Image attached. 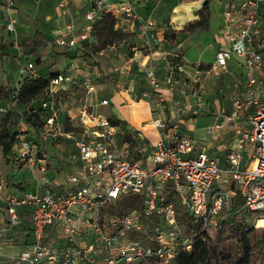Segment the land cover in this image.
<instances>
[{
  "label": "built area",
  "instance_id": "1",
  "mask_svg": "<svg viewBox=\"0 0 264 264\" xmlns=\"http://www.w3.org/2000/svg\"><path fill=\"white\" fill-rule=\"evenodd\" d=\"M68 1L60 3L63 13L51 38L59 48L81 49L92 43L95 23L110 12L116 18V28L135 24L142 48L148 54L153 52L157 24L129 0H94L83 14L86 23L81 27L76 23L81 14L74 12ZM224 1L219 46L205 73L210 77L227 72L233 61L245 78L241 92L234 94L231 115L215 124L214 135L219 136L227 125L232 130L234 143L224 152H209L188 133L169 136L166 120L154 118L152 124L160 139L143 142L134 156L130 142L123 139L122 126L112 122L111 113L99 110L110 100L103 97L96 103L86 97L76 106L77 113L70 115L81 127L71 170L62 178L59 174L46 177L49 160L44 146L58 135H69L62 131L65 121L59 119L56 98L75 82L74 61L70 74L52 76L47 96L34 99L27 112L19 110L8 158L10 163L32 169L38 186L19 189L0 171V243H11L12 233L26 221L33 239L17 254L22 264H140L151 258L157 264H171L178 252L192 251L196 232L217 228L225 215L246 212L251 216L247 225L259 227L255 216H264V104L259 101L264 80V0ZM8 10L5 29L11 33L15 8ZM185 68L178 64L162 79L158 66L150 63L138 95L151 109L163 106L166 95L162 84L173 91L177 73H185ZM25 72L24 78H37L38 64L28 61ZM98 73V69L93 72ZM19 87L8 102L18 105ZM196 104L203 107L197 99L188 102L184 110L190 112ZM3 112L7 110L1 105ZM242 112L248 113L246 129L238 121ZM128 201L140 207L123 208ZM185 218L190 219L191 230ZM142 232L146 238L137 237Z\"/></svg>",
  "mask_w": 264,
  "mask_h": 264
},
{
  "label": "rangeland",
  "instance_id": "2",
  "mask_svg": "<svg viewBox=\"0 0 264 264\" xmlns=\"http://www.w3.org/2000/svg\"><path fill=\"white\" fill-rule=\"evenodd\" d=\"M61 1L65 2L67 0H0V24H6L7 19L10 17L8 10L10 7L15 8V13L12 17L16 20L15 29L11 33L0 27V39L1 31H4L7 34L6 44L9 47V51L17 50L19 53L18 57L12 55L4 57L2 56L0 48V85L8 87L9 78L13 82V87L20 85L26 75L25 65L31 60H34L38 64L39 72H62L64 74H70L72 72L70 69L71 59L57 57L58 62L56 63L53 60L56 56L55 53L63 51V48L60 49L55 46L50 39L39 31L41 27L45 26L44 22L50 20L48 15H51L54 8H58ZM135 1L140 2L142 0H132L131 2L134 3ZM151 1V6L147 10V14L152 15V18L158 23L156 26L157 40L155 41V46L160 45V43L166 39V41L170 43L168 46L170 47L168 48L170 51L169 54H167L174 66L178 64H187L201 70L200 77H197L196 80L193 79L191 83H189L191 80H188L186 84V96L183 97L182 94L175 91L176 89H173V91L170 92L172 93V95L170 94L171 97L169 99L166 98L163 105L171 101L174 104V109L179 113L183 112L185 105L194 100L195 97L200 99L205 103V106L199 107L196 104L189 112L190 114H188V117L191 118L189 130L191 131L192 137L200 143L199 139L201 135L213 134V150H215V146L220 143L226 146H232L234 139L229 125L221 129L219 136L214 135V128L217 121L221 118V113H219L220 108L221 112L226 116H230L234 110L233 99H231L234 82L228 81L225 83L222 76L225 74L231 77L241 76L240 68L231 63L226 73L221 72L219 75L210 77L205 73L208 68L207 63L214 62L215 60L216 48L218 47L215 33L220 27L221 20H224V0ZM179 1L187 3V6L184 7L186 9H175ZM208 1V27L199 24L184 28L185 25L190 22L189 20H197V18L203 19V17L206 16L207 10L204 4ZM68 2L72 7L73 4H78V0H69ZM188 7L191 8L187 9ZM86 8V6H81L80 10L84 11ZM185 12L186 14H184ZM188 14L190 17L187 16ZM185 16L187 17L183 19ZM222 27L223 24L219 30H221ZM127 30L128 27H126L125 23L119 28H116L114 22L108 18L105 23L97 26L95 38H93L92 43H86L79 49V55L75 58L77 60L74 62L75 67L73 69L75 82L72 83V88L69 90L59 91V96L56 98V109L59 119L60 121H65L64 126H62V131L68 132L69 135H58L54 142L44 146V155L49 160L46 177L52 176V170L60 172V176H63L65 170L63 164L69 165L75 161L78 154L76 138L81 127L72 120L70 115L74 116L77 113L76 106H78L81 101L85 100L86 97L88 99L90 98V101L96 103L103 97L108 98L111 103L105 108L106 113L112 112L115 115L124 116L131 122H137L138 125H141L142 122L145 121L142 114L144 116L147 114V108L149 109V106H147L148 104L146 106L144 105V100H138V102L136 101L137 103L130 101L129 113L126 108L120 107L119 99L116 100V102H113L111 99L115 91L125 87L128 82L125 77L121 80L118 78L120 68L124 69L125 64V59L120 57L119 53L120 51H128V44L134 42V40L128 36ZM173 30L178 31L173 34ZM181 50H184V54L181 53ZM200 62L205 63L199 65ZM77 64L79 67H76ZM97 69L99 73L94 75L93 72ZM90 85L94 86V90L89 91ZM260 89L261 95L259 101L264 104V80H261ZM238 92H241V89H239ZM42 96H47V92H43ZM136 97L138 99L140 98L138 90L136 91ZM180 98L183 103H180ZM208 102H211V104L209 105ZM1 105L12 115L11 121L5 124L4 127L8 128L10 131L16 130L19 124V110H24V106L12 104L4 99L0 100V106ZM200 109H213V116L196 115L199 113ZM99 110H102V108H99ZM5 114L6 112L0 113V119L3 118ZM247 114L248 113L242 112L239 115V124L244 129L247 128ZM176 124L177 123L167 120L166 130L173 131L174 133L188 132L182 124ZM148 128L153 127L150 124L146 127V130H148ZM133 135L134 138L138 137V134ZM151 135L154 136L153 133H151ZM141 138L143 137L140 136V139ZM143 142L148 143L145 138ZM132 155L135 156L136 151H133ZM0 170H2L3 173H8V179L13 182L16 187L32 189L38 186V177L32 169L17 162L10 163V159L4 153L1 137ZM128 209H131V207H128ZM1 233L2 231H0V235ZM29 233L30 229L26 223V225H22L12 233L13 239L11 243L22 246L27 238L26 234ZM137 237L146 238V232L138 233ZM4 251L7 252V250ZM0 264H22V262L18 255L3 257L0 253ZM141 264H149V262L143 261ZM171 264L175 263L173 262Z\"/></svg>",
  "mask_w": 264,
  "mask_h": 264
},
{
  "label": "trees",
  "instance_id": "3",
  "mask_svg": "<svg viewBox=\"0 0 264 264\" xmlns=\"http://www.w3.org/2000/svg\"><path fill=\"white\" fill-rule=\"evenodd\" d=\"M209 1L204 4L207 10L209 6ZM110 18L114 24L116 22L115 16L110 13H104L103 16L95 23V31L99 24L105 23L106 20ZM209 25V12L207 10L206 16L203 19H197L189 22L185 25L186 27H192L194 25ZM182 28V29H184ZM173 34L178 30H173ZM168 35V33H167ZM49 39V38H48ZM2 56L12 55L18 57L19 53L17 50L9 51V47L6 42H1L0 45ZM79 48L72 47L64 49L61 52L55 53L54 62H58L57 57H62L66 59H74L79 55ZM39 61V60H38ZM56 73L53 72H40L37 78H31L27 76L22 80L20 87L18 89V105L24 106L23 112H27L29 109V104L36 98L42 96V93L46 91L49 81ZM8 87L0 85V100H11L13 98V93L15 87H13V82L9 78ZM27 114V113H26ZM12 115L9 112L0 119V137L1 144L6 156L12 150L13 143L15 141L17 129L10 131L5 128L4 125L11 121ZM110 118L114 124H119L125 130L123 139L130 142L131 149L133 151H139L140 145L143 143V139H140L139 130H134L130 127L129 123L125 119H121L111 112ZM27 119H31V116H27ZM133 134H138V137L134 138ZM141 143V144H140ZM136 198V197H135ZM132 201V200H131ZM131 201L126 202L123 208H127L132 204ZM134 201V200H133ZM238 203L236 202L235 205ZM135 207H140V204L135 205ZM262 215L255 216V219L263 218ZM251 216L246 212H239L234 215H225L222 219L220 225L217 228L198 231L194 236L193 249L191 252H178L176 254L174 263L175 264H264V226L254 227L252 225H247ZM188 230L193 228V225L189 218L184 219ZM22 225H26V221ZM248 226L247 230L243 228ZM27 238L23 244L32 243L31 233L26 234ZM4 257V256H3ZM149 264H157L155 259L151 258L145 260ZM142 263V262H141ZM140 263V264H141Z\"/></svg>",
  "mask_w": 264,
  "mask_h": 264
},
{
  "label": "crops",
  "instance_id": "4",
  "mask_svg": "<svg viewBox=\"0 0 264 264\" xmlns=\"http://www.w3.org/2000/svg\"><path fill=\"white\" fill-rule=\"evenodd\" d=\"M89 1L93 2V0H78V4H73V7L70 6L74 12L77 11L79 14H81V16H79V18L76 19L77 20L76 23H77L78 27H81L86 23V21L83 18V14H84V12H86L88 9H90L92 7V2L90 3ZM105 1L107 3H118V2H123L126 0H105ZM129 1L131 2L132 0H129ZM151 2H152L151 0H142L140 2L135 1L133 3V5L136 7L138 12H140L144 16L153 17L152 15L147 14V10L150 8ZM60 3L58 5V8H54L51 12V15H48L50 17V20H46L44 22L45 26L41 27L39 30L42 34H44L47 38H49L50 41H52L51 38H53V36L55 34V29L57 26L58 19L60 18L61 13H63V9L61 8ZM81 6H86L87 7L86 10L81 11L80 10ZM186 6H187V3L179 1V4L175 6V9L176 8H177V10H180L181 8L186 9V8H184ZM225 6H226V2H225ZM189 8H191V7H188L187 9H189ZM184 14H186V12ZM187 16L190 17L189 14ZM187 16H185L183 19H185ZM80 17H82V18H80ZM189 21L191 22L193 20H189ZM155 22H156V24H158L157 21H155ZM125 24H126V27H128V30H127L128 36L131 39H133L134 42H131L128 44L129 45L128 51H120V53H119L120 57H123V59H125V64H124V69L120 68L118 78H119V80H121L125 77L128 80V82H127V85L125 87H123L122 89H119L118 91H115V93L111 96V99L113 102H116V100L119 99L118 101H119L120 107L126 108L127 111L130 113V109H129L130 101H133V103H135L136 101L138 102V100H144L145 101L144 105L146 106L148 104L146 99H144V98L138 99L136 97V91L144 86V81L142 78L144 76L145 68L147 66H149L150 63L156 64L158 66V69H159V75L161 76L162 79H164L169 75V73H171L173 71L172 69H173L174 65L168 56L169 51H170L168 49L170 47H168V46L170 45V43H168L166 41V39H165V41L161 42L160 45H158V46L154 45L153 52L151 54H148V50L143 49L141 46V43L139 41L140 37L138 35L137 26L135 24H128V23H125ZM222 24H223V20H221L220 27L222 26ZM0 27L5 29V24H0ZM220 27L218 28V31L215 33V39L218 43V46H219V39H218L217 35L220 31L219 30ZM156 29L157 28H155V32L157 31ZM173 29H176V28H173ZM6 38H7V34L4 31H1L0 45H1V42H3V41L6 42ZM53 44L56 46V44L54 42H53ZM135 45H138L137 49L132 50L131 49L132 46H135ZM64 49L65 48H63V50ZM181 53L184 54V50L183 51L181 50ZM76 60L77 59H75V58L71 59V62L72 61L75 62ZM201 63H205V62H200L199 65ZM231 63H233L235 66L239 67L233 61H231L229 63V66ZM126 66L127 67L130 66V70H125ZM186 66H187L185 68L186 72L185 73L184 72L177 73V76L175 77V79H177V80H176V82L172 83V86L174 87V89H176L175 91H178L177 93L182 94L183 97L186 96V92H187L186 91V86H187L186 84L188 83V80L190 79L191 81H189V83H191L193 79L196 80L197 77L201 76V70L200 69H196V68L191 67L190 65H187V64H186ZM240 72H241V76H238V77H231L227 74L222 76L223 81L225 83H227L228 81L234 82V87H233L232 93H231V96H232L231 99H233V96H234L236 91L243 88L242 83L244 82L245 78H244V75H243L241 69H240ZM162 90H164L166 98L169 99L172 95V93H170V92H172V91H170L168 89L166 83L162 84ZM197 99L198 98L195 97V99L192 100V102H195ZM181 100L182 99L180 98V102H181ZM198 100H200V99H198ZM178 102H179V100H178ZM181 103H183V102H181ZM208 104L210 105L211 102H208ZM147 106H149V109L147 108V114L145 116L142 114V117H143V119H145V121H143L141 125H138L137 122L136 123L131 122L129 119L125 118L124 116H121V115L120 116L116 115V116H118L121 119H125L129 123L131 128H133L134 130H139L140 135L143 138L151 141V143H156L160 139L159 134L156 133V130L152 125L151 126L153 128H148V130H146V127L148 125H150L149 123H152L151 120H153L154 118H161V119H164L166 121L169 120V121H172L174 123H177L176 125L182 124L188 130V132H186V133H188L190 136H192L191 131L189 130L191 118L188 117V114H190L188 112V110H183V112L178 113L177 110L174 109L175 108L174 104L171 101H169L166 105L159 106L157 109H151V106L149 104ZM204 106H205V103L203 102V107ZM100 108H102L101 111H105L106 107H100ZM195 112H196V110H195ZM219 113H221V115H220L221 118L217 122H220L226 116L223 114V112H221V108H220ZM196 115L213 116V109H210V110L200 109L199 113ZM131 117H132V115H131ZM151 133H153L154 136H152ZM167 133L169 136H172V134L174 132L173 131H167ZM212 135L211 134L201 135L200 139H199L200 143L198 142V144L202 147H206L209 150V152H211V153L224 152L225 149L230 147V146H226L225 144L220 143V144L216 145L215 150H213L214 142H213ZM63 165L65 166L64 174H65L66 170L67 171L71 170L70 164L69 165L63 164ZM0 171H2V170H0ZM51 172H52V176H55L56 174H59V176H60V172H58V171L52 170ZM3 174L5 175L8 173H3ZM63 176H60V177L62 178ZM12 184H14V183L12 182ZM14 186H15V184H14ZM17 188L22 189L21 187H17ZM25 189H27V188H25ZM23 247H24V244L22 246H20L19 244H12V243L0 244V253H1V256H5V257H7V256L11 257L12 256L13 257V256L17 255ZM4 250H7V252Z\"/></svg>",
  "mask_w": 264,
  "mask_h": 264
},
{
  "label": "bare ground",
  "instance_id": "5",
  "mask_svg": "<svg viewBox=\"0 0 264 264\" xmlns=\"http://www.w3.org/2000/svg\"><path fill=\"white\" fill-rule=\"evenodd\" d=\"M149 124H151L155 128V126L152 123H149ZM156 133H158L157 130H156ZM257 224H258V226H264V217L263 218H258Z\"/></svg>",
  "mask_w": 264,
  "mask_h": 264
}]
</instances>
